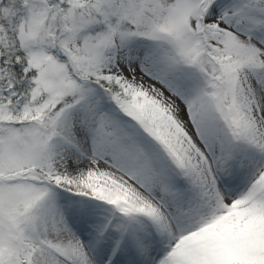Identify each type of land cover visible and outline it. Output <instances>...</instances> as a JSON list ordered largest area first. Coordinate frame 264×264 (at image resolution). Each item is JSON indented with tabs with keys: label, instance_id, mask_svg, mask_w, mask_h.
<instances>
[{
	"label": "snow or ice",
	"instance_id": "1",
	"mask_svg": "<svg viewBox=\"0 0 264 264\" xmlns=\"http://www.w3.org/2000/svg\"><path fill=\"white\" fill-rule=\"evenodd\" d=\"M0 264H264V0H0Z\"/></svg>",
	"mask_w": 264,
	"mask_h": 264
},
{
	"label": "rangeland",
	"instance_id": "2",
	"mask_svg": "<svg viewBox=\"0 0 264 264\" xmlns=\"http://www.w3.org/2000/svg\"><path fill=\"white\" fill-rule=\"evenodd\" d=\"M186 119V118H185Z\"/></svg>",
	"mask_w": 264,
	"mask_h": 264
}]
</instances>
